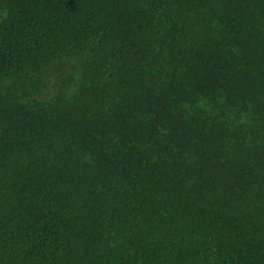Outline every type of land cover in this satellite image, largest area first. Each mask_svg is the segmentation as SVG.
I'll return each mask as SVG.
<instances>
[{"label": "trees", "instance_id": "trees-1", "mask_svg": "<svg viewBox=\"0 0 264 264\" xmlns=\"http://www.w3.org/2000/svg\"><path fill=\"white\" fill-rule=\"evenodd\" d=\"M0 9V264H264V0Z\"/></svg>", "mask_w": 264, "mask_h": 264}, {"label": "rangeland", "instance_id": "rangeland-1", "mask_svg": "<svg viewBox=\"0 0 264 264\" xmlns=\"http://www.w3.org/2000/svg\"><path fill=\"white\" fill-rule=\"evenodd\" d=\"M2 14H3V12H2L1 9H0V17L2 16Z\"/></svg>", "mask_w": 264, "mask_h": 264}]
</instances>
